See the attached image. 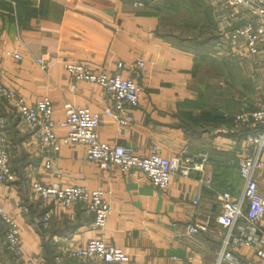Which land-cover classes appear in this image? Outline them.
<instances>
[{
  "label": "crops",
  "instance_id": "1",
  "mask_svg": "<svg viewBox=\"0 0 264 264\" xmlns=\"http://www.w3.org/2000/svg\"><path fill=\"white\" fill-rule=\"evenodd\" d=\"M172 2L173 13L179 8L190 13L186 26L200 28L199 34L183 32L186 21L167 19ZM233 11L228 0H0L1 82L28 103L49 97L56 121L64 119L68 102L101 113L102 142L131 146L140 155L158 149L168 158L182 149L195 157L205 153V174L212 177L206 183L199 171L175 173L160 190L138 169L102 168L79 144L63 145L46 168L33 133L0 98L18 175L0 187V204L19 224L23 250L21 259L6 251L0 217V264H85L69 251L94 237L123 248L130 257L123 264H214L224 251L238 264H264L249 246L227 244L229 227L218 220L221 195L229 192L235 200L242 194L238 159L245 136L260 129L236 128L233 117L264 107L258 94L264 89L263 54L230 38L249 20L241 14L233 18ZM138 60L145 63L137 78L142 91L129 124L103 113L111 100L99 84L75 80L65 69L68 61H82L126 78L134 76ZM54 130L58 136L67 133L59 125ZM258 179L264 197V172ZM33 180L102 189L111 206L104 229L90 228L94 215L80 203L61 206L33 195ZM46 212L49 229L40 223ZM189 225L199 228L189 233ZM257 227L264 235V217ZM245 231L241 219L234 233Z\"/></svg>",
  "mask_w": 264,
  "mask_h": 264
},
{
  "label": "built area",
  "instance_id": "2",
  "mask_svg": "<svg viewBox=\"0 0 264 264\" xmlns=\"http://www.w3.org/2000/svg\"><path fill=\"white\" fill-rule=\"evenodd\" d=\"M231 16H249V20L241 26L235 27L230 38L235 42H244L245 47L252 54L262 53L264 58V0H228ZM138 4H141L138 3ZM21 59L18 53H10ZM39 59L38 63H42ZM145 63L138 60L134 66V76L122 77L119 73L110 74L104 69H95L89 63L82 61H68L65 69L75 80L89 81L99 84L108 94L111 103L104 110V114L113 118L119 124H129L132 121L131 108L139 103L142 88L137 82L141 76V69ZM264 91V89H263ZM0 98L6 100L33 133L44 154L45 167L50 168L55 155L63 145L79 144L86 149V156L90 161L98 163L102 168H119L122 171L138 169L142 171L150 182L160 190H166L175 173L189 176L192 171L203 173L202 181L210 183L212 177L205 174L209 163L208 155L200 153L196 157L182 149L173 157H164L158 151L148 155L137 154L133 147L114 144L99 140L98 128L102 115L88 106L65 104V117L60 121L53 118V105L49 97H43L34 103H28L19 96L15 90L0 81ZM233 123L236 128L243 125H259L260 129L245 136L246 149L238 159L240 175L244 181L242 194L235 200L231 199L229 192L221 195L224 202L218 220L229 227L228 233L231 242L227 244L236 247L249 246L254 250L258 259L264 263V235L257 225L264 217V197L258 190V176L264 172V107L250 113L234 115ZM6 118L0 116V187L6 182L17 179V172L11 165V150L6 134ZM59 125L67 130L64 136L55 133V126ZM33 195L45 201H51L61 206L80 203L86 213H92L94 220L90 228L102 231L111 214V206L104 197L102 189L90 190L80 185L47 184L39 180L31 182ZM201 197L198 195L194 203L198 204ZM0 217L5 226L3 244L6 251L14 258L23 256L20 226L13 217L0 204ZM246 220L248 232L235 235L234 228L240 220ZM51 213L42 215L40 223L44 229H49ZM196 225H189L187 232L198 230ZM182 233H179V236ZM71 258L85 264H123L129 261V254L121 247L105 242L100 237H94L84 245L70 249ZM229 260L238 264L237 260L228 251H224L214 264H222Z\"/></svg>",
  "mask_w": 264,
  "mask_h": 264
},
{
  "label": "rangeland",
  "instance_id": "3",
  "mask_svg": "<svg viewBox=\"0 0 264 264\" xmlns=\"http://www.w3.org/2000/svg\"><path fill=\"white\" fill-rule=\"evenodd\" d=\"M228 4H229V1H228ZM230 5V4H229ZM171 6H173V2L171 3V4H169L168 6H166L167 7V9H171ZM179 10L180 11H174V13H173V11H172V9H171V11H167V19L170 21V22H174L175 20H181L183 23L185 22V26H186V24H188V25H190V23L188 22V17H189V15H190V13H188L186 10H184L183 8L181 9V8H179ZM199 20H201L200 18H199ZM198 21V20H197ZM186 32L187 33V35H188V33H190V32H192V33H198V32H201V29L199 28L198 30H196V29H189L187 26H186V29H184L183 28V32ZM199 34V33H198ZM258 94H259V96H261L262 98V103L264 104V91H263V88H261L260 90H259V92H258Z\"/></svg>",
  "mask_w": 264,
  "mask_h": 264
}]
</instances>
